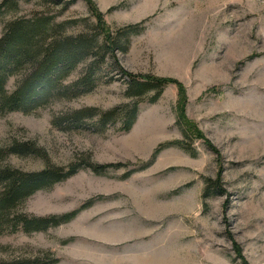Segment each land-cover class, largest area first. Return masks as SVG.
Segmentation results:
<instances>
[{"label": "rangeland", "instance_id": "374dc122", "mask_svg": "<svg viewBox=\"0 0 264 264\" xmlns=\"http://www.w3.org/2000/svg\"><path fill=\"white\" fill-rule=\"evenodd\" d=\"M64 2L19 0L0 17V35L8 20L34 15L64 21V34L98 32L87 3ZM93 3L112 31L139 22L140 31L125 52L113 51L116 63L105 58L92 91L28 113L0 114V148H35L0 157V164L24 171L75 161L111 166L101 173L82 167L27 198L18 211L33 216L91 204L43 231L0 234V263L54 257V264H242L238 245L248 264H264V0ZM88 61L63 82L78 78ZM119 67L181 83L185 116L204 138L186 136L177 124L175 83L154 101L153 91L138 98L128 131L119 118L104 130L96 115L67 120L76 110L101 112L137 100L126 95L128 77ZM20 76L9 78V91ZM176 140L182 144L171 143ZM218 177L224 192L204 198L205 179Z\"/></svg>", "mask_w": 264, "mask_h": 264}, {"label": "trees", "instance_id": "16d2710c", "mask_svg": "<svg viewBox=\"0 0 264 264\" xmlns=\"http://www.w3.org/2000/svg\"><path fill=\"white\" fill-rule=\"evenodd\" d=\"M18 1L1 0L0 17L10 9L17 8ZM64 1V4L69 5L76 0ZM83 1L89 5L96 20L97 33L81 31L76 34H64L61 32L65 25L64 21L55 22L54 17L49 15L19 16L5 23L0 35V114L12 111L28 113L51 100L71 99L92 91L96 84V73L105 62V58L110 56L116 63L113 51L127 50L130 36L140 31L141 23L127 24L112 31L106 26L103 14L94 5L93 0ZM121 42L124 46L120 45ZM86 60L89 61L83 73L75 80L64 83L63 80ZM119 69L128 77L126 95L137 100L101 112L94 109L76 110L66 119L81 121L96 115L95 122L98 128L104 130L109 122L119 118L121 130L128 131L138 115V98L153 91L151 100L154 101L168 83H175L178 86L177 124L182 127L186 136L204 138L200 130L185 116V95L181 83L173 78L135 74L126 72L121 67ZM21 72L22 76L16 81L13 90L9 91L6 88L7 81L11 76ZM53 122L56 124L57 118L53 119ZM203 141L209 149L218 154L217 149L207 139ZM171 143L181 145L182 141L176 140ZM161 146L155 148L149 162L154 159ZM33 152H35L33 146L12 143L7 148H0V157L12 153ZM85 166L95 173H101L111 164H96L89 161L81 164L75 161L64 167L48 165L36 171H24L0 164V234L16 230L26 233L43 231L73 219L81 209L89 206L91 201L70 212L48 216L28 215L19 212L18 207L35 192L50 188ZM215 191L218 192L216 194L224 192L220 177L214 180L206 178L202 196L208 197ZM235 248L241 263L248 264L242 257L238 245ZM57 261L58 259L54 257L46 259L35 257L25 262L11 261L0 264H54Z\"/></svg>", "mask_w": 264, "mask_h": 264}]
</instances>
